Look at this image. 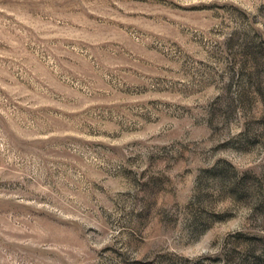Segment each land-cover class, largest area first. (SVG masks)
<instances>
[{"label": "rangeland", "instance_id": "obj_1", "mask_svg": "<svg viewBox=\"0 0 264 264\" xmlns=\"http://www.w3.org/2000/svg\"><path fill=\"white\" fill-rule=\"evenodd\" d=\"M0 264H264V0H0Z\"/></svg>", "mask_w": 264, "mask_h": 264}]
</instances>
